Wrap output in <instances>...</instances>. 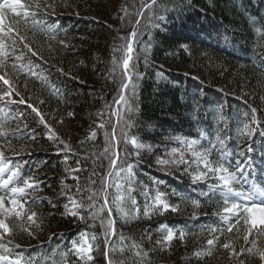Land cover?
<instances>
[{
	"label": "trees",
	"instance_id": "16d2710c",
	"mask_svg": "<svg viewBox=\"0 0 264 264\" xmlns=\"http://www.w3.org/2000/svg\"><path fill=\"white\" fill-rule=\"evenodd\" d=\"M23 2L33 5L34 10L35 3L42 5L36 10L37 18L43 16V6L51 4L48 23L57 24L58 30L57 39L49 41L47 29L34 26L31 19L26 29L22 27L31 46L43 59L32 57L24 49V64L31 59L32 72L37 75L24 67L17 85L25 98H30L44 114L57 135L72 146L76 155L69 153L68 166L75 167L76 159H81V167L86 171L79 174L80 183L87 185L89 190L99 189L100 177L108 170V161L102 157L97 159L106 143L105 129H98L97 125L101 122L99 114L102 111L107 122L106 105L111 104L121 83L122 67L112 72L114 43H122L120 38L128 37L134 26L143 33L139 37L141 43L135 49L139 56L137 71L143 78L139 80L135 101V127L130 132L144 147L137 149L130 142L121 141L117 149L120 156L117 163L125 169L121 173L123 179L118 182L124 184L121 191L132 218L121 219L113 206L116 235L109 237V242L115 249V259L123 260L125 264H237L238 260L245 264H260L258 257L247 251L229 256V250L223 249L222 243L229 241L237 253L252 247L243 239V222L237 226L239 231L234 228L229 233L228 225L220 216L214 215L217 211L224 215L222 202L215 197L202 196L201 191L206 190V185L193 184L191 175L183 172L188 166L173 161L180 160L179 153L192 159L186 145L176 137L197 139L201 145H206L209 140L215 142L217 135L224 137L233 150V162L236 150L251 143L253 152L246 156L250 155L255 161L257 183L264 184V163H261L264 137L259 134L260 128H264V0H157L151 10L141 7L151 0ZM141 12L143 16H140ZM159 15H165L166 22L161 23L157 19ZM137 18L142 21L139 26L135 24ZM21 20L23 24V18ZM149 20L161 26L152 28ZM60 40L67 46L59 44ZM16 51L18 54L20 48ZM58 69H63L64 74ZM9 71H13L11 61ZM41 76L47 77V84ZM50 85H55L59 91L54 93ZM10 108L16 118L8 119L12 130L9 135H13L18 127L25 134L16 133L12 141L15 152L23 149L22 154L16 155L6 149V156L14 162L27 160L26 173H34L44 181L42 190L32 194L40 199L31 205L44 219L34 230L35 236L15 230L13 252L23 253L25 258L35 256L34 264H53V261L55 264H75L76 257L70 251L71 241L77 239L81 231L94 232L95 248L89 264H108L100 219L93 221L88 211L82 213L84 220L65 214L66 197L61 195V190L68 186L74 193L76 181L65 179L63 155L55 154L56 145L47 139V129L25 105ZM253 108L260 127L253 122ZM2 116L0 114V120ZM112 119L115 122V117ZM24 124L28 125L27 129ZM245 125L248 129H256L252 137L246 134ZM93 130L98 135L87 141L86 137ZM107 131H112L110 126ZM28 133L34 134L35 139ZM3 139L0 137V142ZM81 141L85 143L81 145ZM158 157L170 163L160 165ZM128 163L133 164L131 177L127 174ZM195 167L193 164L189 172ZM93 168L98 173L94 177L95 185L87 183ZM129 184L134 189L131 193H128ZM109 191L113 196L117 194L115 184ZM146 191L151 192L147 201ZM157 192L165 193V199L178 205L179 211L144 215L146 203L151 205ZM84 195L86 198L88 192ZM129 196L136 199L139 213ZM49 200L56 207H52ZM192 200H199L200 206L195 208ZM100 204H103V196L97 207ZM102 215L107 216V209ZM162 224L172 227L176 233L171 243L164 247L156 243L162 236L159 230ZM213 227L217 228L215 233L211 232ZM220 229H223V235ZM121 235L124 241H121ZM213 236L220 239L216 246H209L207 240ZM49 237H52L51 241ZM250 239H256L257 247L264 249V237L257 238L253 234ZM133 242L140 245V256L135 255L137 249L132 247ZM16 244L20 247L16 248ZM65 251L69 252L67 262L63 255ZM208 251L211 254L196 255Z\"/></svg>",
	"mask_w": 264,
	"mask_h": 264
},
{
	"label": "snow or ice",
	"instance_id": "6c2138e0",
	"mask_svg": "<svg viewBox=\"0 0 264 264\" xmlns=\"http://www.w3.org/2000/svg\"><path fill=\"white\" fill-rule=\"evenodd\" d=\"M157 4V0H151L150 3L142 4V8L152 9ZM42 7L40 3H35V9L38 10ZM44 7V14L40 18H37V11L33 9V5L25 4L23 0H2L0 2V114H3L2 120H0V137H3V142H0V264H34L36 257L25 258L23 253H14L11 245L13 244L12 237L15 235V230L20 232H26L29 236H35V229H38L44 219L42 214H38L31 205L35 204L39 197H33V193L41 189V185L44 181L40 180L34 173L27 174L25 166L28 164L27 160L12 161L6 156V149L13 151L16 155H21V152H15L13 148V139L16 133L24 135L19 127L13 132V135H9L12 130L8 126L9 117L15 119L12 115L13 110L10 108L12 105H25L26 108L31 109L32 113L39 118V123L47 129V139L51 140L56 145V155H63L65 167V179L71 178L76 181L75 192L71 191V188L66 186L62 188L61 195L66 197V203L64 204L65 214L73 217H77L80 220H84L85 216L82 214L84 211H88L89 217L95 221L100 219L101 226L103 228L105 236V258L108 264H125L123 260L115 259L113 253L115 251L112 244L109 242V237L116 235V221L113 218V206L117 214H120L121 219L132 218L128 209L126 208V197L121 191L124 188V184L118 182L122 180L121 173L125 172L122 165L117 163L120 158L117 149L120 147L121 141L124 143L130 142L135 148L139 149L144 147L139 138L132 136L130 129L135 127L133 120V114L136 111V98L138 96L139 80L143 78L142 73L137 71V62L139 56L136 54V45L141 43L139 37L143 35L139 27H133L132 32L128 37H121L122 43H114L113 46V60H112V72L115 73L117 69H123L120 73L121 83L117 90V94L113 96L111 104L107 107V122L104 121L105 113L102 111L99 116L101 122L97 125L98 129H105L106 143L103 152L97 155V159L101 157L108 161V170L100 177L99 189H88L87 185L82 186L80 183V173L86 171L81 167V159H76V166H68L69 153L73 156L76 153L73 151L72 146L61 139L53 127L48 123L44 114L30 102V98L26 99L20 92L17 85L19 73L23 71L24 67H27L28 71L32 72L33 62L28 60L27 65L24 64L25 53L24 49H27L28 53H31L32 57L43 59L40 54L33 49L28 36L22 27L26 29L28 20L31 19L34 26H40L41 29H47L48 40H56V32L58 25L55 23H48V9L51 8V4H46ZM54 13V9H52ZM122 11H127L123 9ZM143 16V12L140 13ZM23 18V24L22 20ZM123 19V17H121ZM157 19L164 23L167 20L165 15L157 16ZM141 19L137 18L135 24L139 26ZM152 28H158L161 24H157L149 20ZM259 31V29L257 30ZM35 31H33V37ZM59 44L67 46L63 40L58 41ZM22 45V48L20 47ZM20 48L17 54L16 49ZM119 53V55H117ZM11 61V67L13 71H9V63ZM19 61L20 63H17ZM145 63L147 61L145 60ZM40 67V65H36ZM61 74H64L63 69H58ZM32 75L37 73L32 72ZM115 78V77H113ZM40 79L44 83H48L47 77L41 76ZM54 93L59 89L55 85H50ZM43 103V101H41ZM253 122L260 127V122L256 118V109H252ZM23 116V113H20ZM69 116L72 114L69 113ZM112 117H115L113 122ZM223 119V117H221ZM111 127L112 131L108 132V127ZM24 128L27 129L28 125L24 124ZM247 129L246 134L252 137L256 129ZM260 136L264 137V128H260ZM31 139H35L34 134L28 133ZM98 135L96 130H93L88 137L87 141H92ZM182 145H186L192 159H186L184 155H181L179 161H173L176 163L186 164L188 167L183 169L184 173L191 175L193 184L203 183L206 185V190L201 191V195L212 199L215 197L218 202H222V212L214 213V215L220 216V219L225 222L228 227L227 231L231 233L234 228L239 231L237 226L243 222L245 234L243 239L246 243L252 245L249 249H241V253H237L232 242H223L222 247L225 250H229V256L242 255L245 251L249 254L257 256L260 264H264V249L257 247L256 239H250L255 234L257 238L264 237V184H258L255 178L256 169L254 167L255 161L246 153L253 152L251 143L246 148H238L235 152V160L233 162V150L228 147L224 137L217 135L216 141H208L206 145H201L197 139H181L176 137ZM85 141H81L83 145ZM63 145V147H61ZM173 151H176L173 149ZM30 155V153H28ZM264 156V152H262ZM115 157V158H113ZM241 157H245L241 159ZM88 157H85L87 159ZM157 163L160 165H166L170 163L168 160L157 158ZM264 163V160H261ZM195 164V169L189 172L192 165ZM101 167L103 163L101 161ZM264 171V170H262ZM127 174L129 177L133 175V164H127ZM98 173L95 168L92 169L91 175L88 177V184L95 185L97 181L94 179ZM251 181V183H249ZM115 184L117 194L115 196L109 191ZM134 189L129 184L128 193H131ZM85 192H88L85 198ZM146 201L151 197V192L146 191L144 193ZM103 196V204L97 207V202L100 197ZM166 194L157 192L153 198V203L148 205L146 203L144 208V215L150 216L153 212H159L163 214L165 212H178L179 206L173 205L165 199ZM131 203L136 207L137 213L140 212L139 206L135 198H131ZM52 207H56V204L52 201H48ZM195 208L200 206L199 200L191 201ZM27 205V207H26ZM151 208V211L149 210ZM107 209V216H103L102 213ZM25 221L28 223L26 224ZM161 239L157 240V245L164 247L171 243L176 233L174 229L167 225H160ZM217 228L213 227L211 232L215 233ZM221 235H223V229H220ZM184 233H180V238L183 239ZM7 238V240H6ZM121 241H124V237L120 236ZM219 237L213 236L212 239L207 240L209 246H216L219 241ZM6 240V242H4ZM52 237H49V241ZM96 240V233H89L81 231L78 233L77 239L71 241L72 249L71 254L76 257L75 264H89L93 260V250L95 248L94 241ZM16 248L20 245L16 244ZM59 248V245L57 246ZM132 247L136 248V256H140V245L133 242ZM146 254V253H145ZM211 254L208 252H197L196 255ZM55 255V250H53ZM67 262L69 252L63 253ZM55 264V261H53ZM237 264H245V261L238 260Z\"/></svg>",
	"mask_w": 264,
	"mask_h": 264
},
{
	"label": "rangeland",
	"instance_id": "374dc122",
	"mask_svg": "<svg viewBox=\"0 0 264 264\" xmlns=\"http://www.w3.org/2000/svg\"><path fill=\"white\" fill-rule=\"evenodd\" d=\"M186 147V146H185ZM187 148V147H186ZM173 153H176V152H173ZM172 155V152H171V154H170V156ZM181 155H184V153H179V156L181 157ZM180 157H179V159H180Z\"/></svg>",
	"mask_w": 264,
	"mask_h": 264
}]
</instances>
